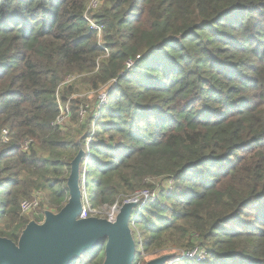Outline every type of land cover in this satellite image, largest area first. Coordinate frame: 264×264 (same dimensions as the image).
Here are the masks:
<instances>
[{
	"label": "trees",
	"instance_id": "trees-1",
	"mask_svg": "<svg viewBox=\"0 0 264 264\" xmlns=\"http://www.w3.org/2000/svg\"><path fill=\"white\" fill-rule=\"evenodd\" d=\"M101 1L108 56L91 0H0V237L63 209L84 151L93 208L173 182L133 222L134 264L195 246L202 264H264V0ZM37 191L42 218L21 217ZM105 247L73 264H104Z\"/></svg>",
	"mask_w": 264,
	"mask_h": 264
},
{
	"label": "water",
	"instance_id": "water-1",
	"mask_svg": "<svg viewBox=\"0 0 264 264\" xmlns=\"http://www.w3.org/2000/svg\"><path fill=\"white\" fill-rule=\"evenodd\" d=\"M84 154L81 151L72 162L67 204L58 213L45 211L42 223L30 222L18 243L0 237V264H73L104 242V264H134L136 243L130 225L135 203L121 205L114 222L96 217L79 219L83 211L80 164ZM172 258L166 255L147 264H167Z\"/></svg>",
	"mask_w": 264,
	"mask_h": 264
},
{
	"label": "built area",
	"instance_id": "built-area-1",
	"mask_svg": "<svg viewBox=\"0 0 264 264\" xmlns=\"http://www.w3.org/2000/svg\"><path fill=\"white\" fill-rule=\"evenodd\" d=\"M101 0H91L89 3L87 10L85 12V19L87 20L89 26L91 27L92 30L97 31V39L99 37V46L101 49H103L105 52L107 50L104 48L103 45V40L102 42L100 41V38L103 39V28L95 23L93 20V15L99 10L101 7ZM107 52V56H108ZM129 67L133 66V63H130L128 65ZM105 102V101H104ZM67 116L63 113L61 117L58 119V124L61 125L67 120ZM1 147H5L9 144V130H3L2 135H1ZM32 142H27L25 144V151L28 150L30 144ZM1 153V152H0ZM160 179H149L146 181V183L151 184L150 186H154L157 189L154 191L151 190H141L136 192L132 197L128 198L124 203H135L137 206L134 209V219L136 218L137 215L141 213V211L148 205V204H154L157 202L158 197H159V188L157 186L158 181ZM168 187L166 191L170 194L172 193L173 190V182L172 180H169ZM83 187H85V181L83 182ZM83 211L79 217V219H88L90 217H96V218H104L108 219L109 221L114 222L117 214L119 212V204L114 205L112 208H93L91 205V202L89 200V196L86 194L85 189L83 191ZM45 203V194L41 191H37L34 193L33 197L30 200H24L21 204V217L33 214L37 212L39 209H41L44 206ZM123 203V204H124ZM48 211V210H47ZM208 258V253L207 251L199 246H195L192 249L185 250V251H176L173 254V258L171 261H169L167 264H176L182 261H192L196 263H205Z\"/></svg>",
	"mask_w": 264,
	"mask_h": 264
},
{
	"label": "rangeland",
	"instance_id": "rangeland-1",
	"mask_svg": "<svg viewBox=\"0 0 264 264\" xmlns=\"http://www.w3.org/2000/svg\"><path fill=\"white\" fill-rule=\"evenodd\" d=\"M90 27V26H89ZM91 28V27H90ZM92 30V29H91ZM103 36H104V34H103ZM98 40H99V37H98ZM100 41L102 42V38H100ZM103 43V45H104V48L107 50V52H109L108 51V49H107V47H106V43L105 42H102ZM103 50V49H102ZM105 52V51H104ZM106 52V53H107ZM103 88H105V87H103ZM102 88V89H103ZM105 92L106 91H104V92H102L103 93V95L100 97V99L99 98H97V99H94V101L93 102H91L90 104H91V106H94V109L96 108L97 109V107H98V105L100 104V103H104V101H105V98H106V94H105ZM85 94H84V97H89V96H91V94L92 93H87V92H84ZM87 93V94H86ZM65 110H68V108L67 107H65L64 108ZM83 114L85 115V116H87V112L85 111V109L83 110ZM84 169H85V167H84V165H83V167L81 168V172H84ZM169 180L168 179H160L159 181H158V184H157V186H158V188H159V190H166L167 189V187H168V184H169ZM145 184H146V186H147V188H145L144 190H146V189H148V190H151L152 188H151V184H149V183H146L145 182ZM150 187V188H149ZM89 192V200H90V202H91V205H92V207L94 206L93 205V200H92V196H91V192L90 191H88ZM104 208H106V207H104ZM108 208H112V207H108ZM44 210V208H42L40 211H37V212H35V213H33V214H30V215H27V217L28 218H33V217H35L36 216V218L39 220L40 218H42L41 216H42V214H41V212ZM46 210H44V212H45ZM44 212H42L43 213V216H44ZM54 213H57V212H54ZM45 219V218H44ZM133 220H134V214L132 215V217H131V228H133ZM34 221V220H33ZM32 222V221H31ZM36 222V221H35ZM43 222V221H42ZM41 221H40V223H42ZM37 223H39V222H37ZM134 237V236H133ZM134 240H135V243H137L138 244V242H139V239H138V236H135L134 237ZM176 251H169L168 253H159V254H157V255H154L155 257H151V260H149V261H152V260H154V259H156V258H159V257H162V256H166V255H172L173 256V254L175 253ZM144 257V256H143ZM176 264H178V263H176Z\"/></svg>",
	"mask_w": 264,
	"mask_h": 264
}]
</instances>
